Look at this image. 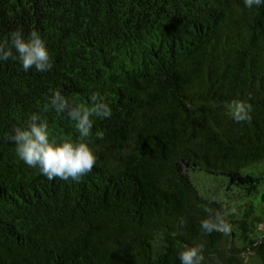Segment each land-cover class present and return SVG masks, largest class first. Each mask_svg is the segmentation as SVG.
Returning <instances> with one entry per match:
<instances>
[{
  "label": "trees",
  "instance_id": "obj_1",
  "mask_svg": "<svg viewBox=\"0 0 264 264\" xmlns=\"http://www.w3.org/2000/svg\"><path fill=\"white\" fill-rule=\"evenodd\" d=\"M17 28L41 35L51 67L0 62V264H180L197 245L201 264H264V5L0 0V45ZM73 107L97 160L49 180L8 136L37 115L78 141Z\"/></svg>",
  "mask_w": 264,
  "mask_h": 264
},
{
  "label": "clouds",
  "instance_id": "obj_2",
  "mask_svg": "<svg viewBox=\"0 0 264 264\" xmlns=\"http://www.w3.org/2000/svg\"><path fill=\"white\" fill-rule=\"evenodd\" d=\"M244 5L248 8L259 7L264 5V0H244ZM7 39L8 45H0V62L10 58L18 60L25 72L33 68L37 72H43L51 67L49 50L38 32L32 31L25 36L23 30L17 28L10 32ZM51 103L53 108L61 111L68 107L67 101L58 92L51 98ZM93 110L99 116H111V108L104 103L96 105ZM249 111L250 107L241 101L232 104L231 114L237 121L247 119ZM67 114L70 119L77 121L81 138L78 141L70 138L57 141L51 138L47 121L37 115L29 117L26 126L14 127L8 136L9 141L15 145L19 159L29 167L38 168L49 180L60 178L78 181L92 170L97 160L93 149L83 140L91 129L85 113L73 107ZM200 226L208 233L221 230V224L211 219L202 220ZM223 227L226 230L228 225L224 224ZM178 259L180 264H201L202 247H185L179 251Z\"/></svg>",
  "mask_w": 264,
  "mask_h": 264
}]
</instances>
